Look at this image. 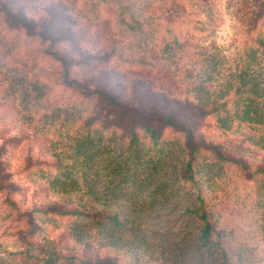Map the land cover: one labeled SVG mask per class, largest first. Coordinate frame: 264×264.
I'll use <instances>...</instances> for the list:
<instances>
[{
  "label": "rangeland",
  "instance_id": "1",
  "mask_svg": "<svg viewBox=\"0 0 264 264\" xmlns=\"http://www.w3.org/2000/svg\"><path fill=\"white\" fill-rule=\"evenodd\" d=\"M263 7L264 0H0V256L46 247L63 259L97 264H169L170 256L174 259L191 231L177 210L154 205L130 215L124 207L93 204L88 196L49 187L60 161L51 142L66 141L79 127L85 130L83 121L97 114L107 134L114 131L119 114L112 98L127 111L122 115L126 127L130 113L144 118L175 114L190 126L205 154L212 160H218L214 154L222 156L218 175L205 191L208 202L219 228L230 234V247L264 264L255 213L264 150L254 143L264 128L242 124L223 132L212 114L201 118L192 108L190 83L209 70L212 54L231 66L239 64V50L255 46L264 33ZM259 12L263 15L253 29ZM172 41L181 48L166 60L163 50ZM222 79L220 92L231 81L228 75ZM55 109L54 120L44 119ZM72 115L81 119L72 121ZM164 137H173L172 131L166 129ZM36 210L117 212L127 220L123 242L104 246L95 232L79 242L70 232V216L49 214L55 223L28 228L19 215Z\"/></svg>",
  "mask_w": 264,
  "mask_h": 264
},
{
  "label": "trees",
  "instance_id": "2",
  "mask_svg": "<svg viewBox=\"0 0 264 264\" xmlns=\"http://www.w3.org/2000/svg\"><path fill=\"white\" fill-rule=\"evenodd\" d=\"M262 15L263 12L255 13L253 29L257 28L256 19ZM175 44L172 41L165 45L166 60L171 59L175 47L181 48ZM207 58L213 63L209 70L195 76L201 78L200 81L190 78L195 100L191 106L197 115L202 118L212 114L223 132L242 124L264 128V33L257 36L255 46L245 45L239 50L237 66H231L213 54ZM224 75L231 81H225V88L220 92L216 88ZM109 100L119 114L114 131L107 134L109 131L97 114L83 121L85 130L79 127L74 135L66 137V141L58 137L60 140L51 142L54 158L60 161L57 173L48 180L49 187L88 196L93 204L102 203L108 208L113 205L118 209L124 207L130 215L145 208L152 209L154 205L161 206L166 212L177 210L191 231L181 240L173 260L170 256L169 264H183L193 258H197L199 264H251V261L255 264L253 256L248 258L230 247V234L219 228L217 214L205 193L218 175L215 167L222 156L213 153L218 160H212L210 154H205L207 150L194 143L190 126L180 123L175 114L144 118L130 113L131 124L126 127L122 115H128L127 111L112 98ZM55 112L56 109L51 115H44V119L54 120ZM74 116L70 120L81 119V115ZM138 129L146 135L148 143L139 137ZM166 129L172 131L173 137H164ZM254 143L264 150V135L254 139ZM255 203L264 241V181L258 187ZM49 214L73 217L69 223L70 232L79 242H86L91 232H95L104 246H119L123 242L121 235L127 220H122L117 212L57 214L36 210L19 215V219L28 228L36 229L38 224L56 222L55 218L46 217ZM82 219L86 221L83 225ZM29 235L33 233L22 236L20 241H25ZM176 257L182 260L177 262ZM0 264L97 263L63 259L41 247L7 254L6 258L0 256Z\"/></svg>",
  "mask_w": 264,
  "mask_h": 264
}]
</instances>
